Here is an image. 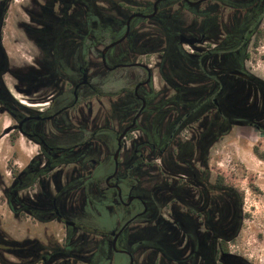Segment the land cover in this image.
Wrapping results in <instances>:
<instances>
[{
  "label": "flooded vegetation",
  "instance_id": "af4514ba",
  "mask_svg": "<svg viewBox=\"0 0 264 264\" xmlns=\"http://www.w3.org/2000/svg\"><path fill=\"white\" fill-rule=\"evenodd\" d=\"M8 2L0 0V113L10 118L14 152L20 140L37 150L10 162L11 228L7 237L0 232V264H239L221 252L242 204L239 214L237 197L211 180L206 97L173 89L157 50L159 35L181 17L178 40H198L180 43L187 52L214 48L233 19L262 11L264 0H26L17 25L34 53L17 62L2 46ZM205 12L215 20L207 31ZM154 51L159 88L139 58ZM222 64L213 55L204 68L220 77ZM228 76L254 102L225 112L228 122L263 127L264 82ZM212 102L217 134L222 106ZM191 108L201 118L180 128Z\"/></svg>",
  "mask_w": 264,
  "mask_h": 264
},
{
  "label": "rangeland",
  "instance_id": "374dc122",
  "mask_svg": "<svg viewBox=\"0 0 264 264\" xmlns=\"http://www.w3.org/2000/svg\"><path fill=\"white\" fill-rule=\"evenodd\" d=\"M8 3L2 28L3 51L10 62L27 60L34 53V47L17 25L27 18L21 9L26 0H9ZM147 26L151 28L149 24ZM260 30L264 33V20ZM183 47L192 52L188 45ZM248 51L250 57L245 62L246 69L264 82V39L257 46L252 40ZM157 56L154 51L139 57L152 68L155 88L162 84L155 66ZM3 81L9 86L12 79L5 74ZM250 97V88L241 89L237 98L241 110L247 103V108L253 107ZM9 123V116L0 113V232L6 237L11 228L5 195L10 180V162L15 160L20 165L37 150L35 145L20 140L14 152L10 146L11 133H6ZM184 136H189L188 130L183 132ZM207 166L211 180L218 178L223 185L234 188L243 197L241 223L233 241L228 243V249L250 264H264V130L253 125L233 124L227 134L209 147ZM50 228L56 230L57 227Z\"/></svg>",
  "mask_w": 264,
  "mask_h": 264
},
{
  "label": "trees",
  "instance_id": "16d2710c",
  "mask_svg": "<svg viewBox=\"0 0 264 264\" xmlns=\"http://www.w3.org/2000/svg\"><path fill=\"white\" fill-rule=\"evenodd\" d=\"M207 13L205 12L201 16V26L206 31L208 24L215 21L212 16L206 15ZM183 20V17H181L176 24H172L171 27L167 26V33L159 35L160 44L157 51L160 53L161 69L163 71L160 75L163 79L170 81L175 90H188L195 93L199 98L206 97V107L201 113L206 114L204 121H202V134L206 135L203 149L204 153H207L209 147L216 140L227 134L230 127L235 124L234 122H228L225 112L230 113L229 111L235 107L233 105H236L242 88L236 85L234 79L228 75L236 72L250 78L254 77L250 72L246 71L245 62L250 57L248 51L250 41L252 42L253 40V45L257 46L264 39V33L260 30L264 20V9L256 12V14L247 11L243 18L233 19L235 27L225 33L222 42L217 44L216 47L202 52L189 53L180 44L178 35L183 30ZM213 55L221 56L223 59V70L219 74L220 77H218V73L204 68V62ZM212 97H215L222 106V128L217 134L214 133L215 135L211 133L210 127L214 125L213 114L218 111V106L213 104ZM198 110V108H191L189 112L183 114L179 122L181 124L180 128L187 127L193 121L201 118L202 114L200 116ZM235 117L242 119L240 115H235ZM259 129L264 130L263 127ZM193 148L194 146L190 142L189 149ZM223 187L230 196L234 195L237 197L238 213L241 214L242 194L232 187L225 185ZM240 223L241 217L238 215V221L233 227L232 233L229 236H222L221 252L223 256L227 257L230 255L228 243L233 241ZM236 257L239 260V264H250L244 258ZM4 264H7V262H4Z\"/></svg>",
  "mask_w": 264,
  "mask_h": 264
},
{
  "label": "water",
  "instance_id": "95a60500",
  "mask_svg": "<svg viewBox=\"0 0 264 264\" xmlns=\"http://www.w3.org/2000/svg\"><path fill=\"white\" fill-rule=\"evenodd\" d=\"M197 3H199V1H196V2H194L193 4H197ZM179 41H180V43H186V44H193L194 42H196V41H198L197 39H195V38H185V37H183V36H181L180 37V39H179ZM239 105V101L237 100L236 101V105H233V106H235V107H237ZM237 124H242L241 122H236ZM263 128H264V126H263Z\"/></svg>",
  "mask_w": 264,
  "mask_h": 264
},
{
  "label": "bare ground",
  "instance_id": "6f19581e",
  "mask_svg": "<svg viewBox=\"0 0 264 264\" xmlns=\"http://www.w3.org/2000/svg\"><path fill=\"white\" fill-rule=\"evenodd\" d=\"M32 106V105H31Z\"/></svg>",
  "mask_w": 264,
  "mask_h": 264
}]
</instances>
